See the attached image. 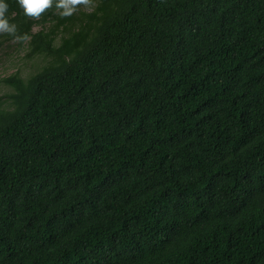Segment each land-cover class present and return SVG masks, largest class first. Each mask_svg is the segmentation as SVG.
Here are the masks:
<instances>
[{
  "label": "trees",
  "instance_id": "obj_1",
  "mask_svg": "<svg viewBox=\"0 0 264 264\" xmlns=\"http://www.w3.org/2000/svg\"><path fill=\"white\" fill-rule=\"evenodd\" d=\"M7 3L0 264H264V0Z\"/></svg>",
  "mask_w": 264,
  "mask_h": 264
},
{
  "label": "clouds",
  "instance_id": "obj_2",
  "mask_svg": "<svg viewBox=\"0 0 264 264\" xmlns=\"http://www.w3.org/2000/svg\"><path fill=\"white\" fill-rule=\"evenodd\" d=\"M27 17L38 19L47 9H54L60 17H70L77 6H86L89 0H16ZM9 5L7 0H0V37L10 36L15 40H26V34L19 35L16 23L10 21L8 16Z\"/></svg>",
  "mask_w": 264,
  "mask_h": 264
},
{
  "label": "rangeland",
  "instance_id": "obj_3",
  "mask_svg": "<svg viewBox=\"0 0 264 264\" xmlns=\"http://www.w3.org/2000/svg\"><path fill=\"white\" fill-rule=\"evenodd\" d=\"M38 28L36 26L33 30ZM37 64V62H34ZM20 71L21 75H25L31 69V62L25 59V50L19 49L16 43H5L0 46V78ZM8 90L0 83V108L6 107L9 103L4 97Z\"/></svg>",
  "mask_w": 264,
  "mask_h": 264
}]
</instances>
